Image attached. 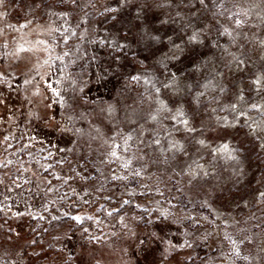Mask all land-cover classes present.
<instances>
[{
  "label": "rangeland",
  "instance_id": "obj_1",
  "mask_svg": "<svg viewBox=\"0 0 264 264\" xmlns=\"http://www.w3.org/2000/svg\"><path fill=\"white\" fill-rule=\"evenodd\" d=\"M0 13V160L13 161L0 168V264H264V113L248 109L264 104L252 84L264 75V0H4ZM188 23L200 43H187ZM169 37L184 50L164 67ZM143 73L157 87L175 73L180 90L146 92L130 79ZM160 103L172 112L152 121ZM178 107L194 133L168 118ZM113 143L121 159L107 163ZM225 144L236 159L216 151Z\"/></svg>",
  "mask_w": 264,
  "mask_h": 264
},
{
  "label": "snow or ice",
  "instance_id": "obj_2",
  "mask_svg": "<svg viewBox=\"0 0 264 264\" xmlns=\"http://www.w3.org/2000/svg\"><path fill=\"white\" fill-rule=\"evenodd\" d=\"M4 2V0H0V5H2ZM72 3H76V0H71ZM199 5L202 8H207L209 3H212L216 6L217 10H219L220 8L223 7L224 5V0H219V2L217 3V0H198ZM106 11H114V9H106ZM215 14V13H214ZM222 14V13H221ZM0 15H3L2 13H0ZM195 15V13L193 14ZM233 15H236L238 17V13H233L229 15V19L232 18ZM177 16L180 17L181 19H183V17H181L180 13H177ZM243 23V21H241L239 18H237L235 20V24L237 27H239L241 24ZM23 27V25L21 26ZM185 29L188 28H192V32L191 35H188L187 37V43L188 44H193V43H200L201 41L199 40V36H200V32L198 30H196L193 25H191V23L185 24L184 26ZM2 31V30H0ZM220 35H227V36H232V33L225 28L223 30V32L220 33ZM148 40L151 41H156L159 42L160 38L158 36H147ZM233 40H235V37H233ZM43 43V42H41ZM168 43L170 45L169 47V51L168 52H164L161 55L160 58V64L164 67L167 66V62L173 59H179L180 54L183 52L184 50V46L182 44H178L175 43L171 37H169L168 39ZM261 47H264V40H261L260 42ZM124 47V45H117V50L122 49ZM20 50H24V49H20ZM57 59H60V57H57ZM233 62L237 65V67L241 66L244 64V60L240 59L239 57L233 56ZM170 79H168L166 82L165 81H160V87L156 86V81L152 79L151 74L149 73H143V74H135L132 75L130 77V79L136 83H143L144 85H146L147 87L145 88V91H148V87H151L152 89H154L155 93H159L161 88H165V89H175L177 92L180 90L179 88V78L176 76L175 73H169L168 74ZM7 83V77H5L2 73H0V84H6ZM25 84L31 83L30 80H25L24 81ZM47 87L54 93V95L56 97L59 98L58 102H60L61 104L65 103V101L63 100V97L60 95V92L53 87L51 82H45ZM57 83H59V81H57ZM211 83V81H209V84ZM209 84H205L203 87L207 88L209 86ZM252 84L254 85V91H256L257 93L264 91V75H258L253 81ZM8 87H12L11 84H8ZM223 89H221L222 91ZM204 93H197V97L203 95ZM239 100H244L243 95H241L239 97ZM2 102V101H0ZM50 106V105H49ZM233 111H237L238 112V116H243L247 118V112L244 111L243 109H239L238 107V103L237 104H233L232 106ZM248 109L249 110H255L257 112H261L264 113V104H258V103H250L248 105ZM164 111H168L169 113L172 112L171 109H167L166 106L163 103H160L159 107L155 110V114H149V118L152 121H156L159 117V115L164 112ZM170 120L173 122V126H183L184 130L186 132L189 133H194L196 131V129L194 127L190 126V122L189 119L187 118L186 113L183 111L182 108L178 107L175 109L174 114H171ZM246 124L247 127L250 129L251 133L256 136L257 140H260L261 137L259 135H257V129L260 128V125L256 122H253L251 124L247 123V119H246ZM63 130H67V129H63ZM261 131H264V129H260ZM30 140L32 138H29ZM129 139H131V137H129ZM9 140V136L5 135L3 137V140H0V145H3L5 142H7ZM127 143V141H125V144ZM153 143H155L156 145H159L160 141L159 140H155L153 141ZM198 143H200L201 145H204V141L200 140L198 141ZM12 145L9 143L7 145V148H11ZM30 144H24L23 148H29ZM111 148V151L108 153V157L105 158V162L107 163H112L115 162L116 160H120L121 157L118 155V151L117 149H121L122 145L120 144H115L113 143L112 145L109 146ZM261 147H264V142L261 143ZM7 148L5 149V151H7ZM171 148L176 149V150H181L182 146H180L178 143L177 144H172ZM23 150V149H21ZM124 151H127V148H123ZM216 151H223V152H228L229 158L231 159H236V157L232 154L235 149H233L232 151H229V146L227 144L222 145L220 149H217ZM52 155L51 152H49V157ZM48 157H45V159H47ZM13 161L11 160H7V161H2L0 160V168H7L8 165L12 164ZM60 163H63V161H60ZM129 162H126L123 164V167L125 169H127L129 167ZM48 167L50 168L51 165H48ZM23 171H27V169H23ZM141 173L139 170H136L132 173V175L135 176H139ZM205 175H207V173H204ZM77 175H79V173H77ZM57 179H60V177H56ZM112 180H127L128 177L127 176H120V175H116L115 173H113V175L111 176ZM67 182V181H65ZM4 180L3 177L0 176V184H3ZM50 183V182H49ZM19 186V185H17ZM51 190V189H50ZM261 197H264V193H260ZM105 199H110V197H105ZM129 203L128 200H124L123 204H127ZM123 206V205H121ZM172 207H177V205H172ZM101 208H103V205H101ZM2 210V209H0ZM119 209H113L112 211L108 212V215L111 216L113 212H118ZM65 215H68L67 213H65ZM172 215L171 213H166V212H161L160 216L157 218L158 220H162V221H167L169 219V216ZM41 219H43V217H40ZM54 219H56V217H53ZM71 219H73L74 221H76L77 223H81L83 219H92V217H84L82 218L81 216H72ZM123 218H121L122 221ZM153 221L150 219L149 223H152ZM84 231H87V229H85ZM153 236H156L157 239L161 240L163 242V237L157 236L156 233L152 234ZM91 239L96 240L98 239L97 237H92ZM141 243H143V241H141ZM233 245H235V241H232ZM168 244V248L165 249V252H167L169 250V248H175L177 247V245H173L170 241L167 242ZM191 243L188 240H185L182 244H180L178 247L183 248V247H191ZM237 255H239V252L237 250ZM245 259H247V257H244Z\"/></svg>",
  "mask_w": 264,
  "mask_h": 264
}]
</instances>
